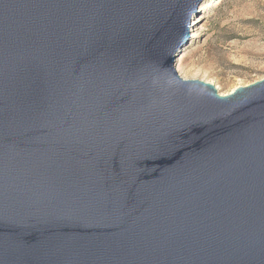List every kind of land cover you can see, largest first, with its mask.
I'll return each mask as SVG.
<instances>
[{"label": "water", "instance_id": "95a60500", "mask_svg": "<svg viewBox=\"0 0 264 264\" xmlns=\"http://www.w3.org/2000/svg\"><path fill=\"white\" fill-rule=\"evenodd\" d=\"M207 0H0V264H264V78L175 71Z\"/></svg>", "mask_w": 264, "mask_h": 264}, {"label": "rangeland", "instance_id": "374dc122", "mask_svg": "<svg viewBox=\"0 0 264 264\" xmlns=\"http://www.w3.org/2000/svg\"><path fill=\"white\" fill-rule=\"evenodd\" d=\"M175 71L221 95L264 78V0H207Z\"/></svg>", "mask_w": 264, "mask_h": 264}]
</instances>
